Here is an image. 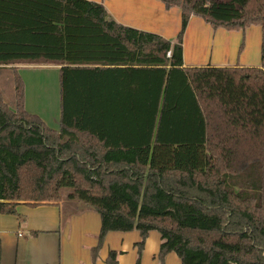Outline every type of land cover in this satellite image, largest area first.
Wrapping results in <instances>:
<instances>
[{
    "label": "trees",
    "instance_id": "trees-1",
    "mask_svg": "<svg viewBox=\"0 0 264 264\" xmlns=\"http://www.w3.org/2000/svg\"><path fill=\"white\" fill-rule=\"evenodd\" d=\"M174 41L88 0H0V67L60 66V130L0 91V213L67 199L111 231H151L182 264H264V0H158ZM192 15L263 29L260 67H184ZM171 52V57H167ZM115 258V253L111 259Z\"/></svg>",
    "mask_w": 264,
    "mask_h": 264
},
{
    "label": "crops",
    "instance_id": "crops-1",
    "mask_svg": "<svg viewBox=\"0 0 264 264\" xmlns=\"http://www.w3.org/2000/svg\"><path fill=\"white\" fill-rule=\"evenodd\" d=\"M88 1L103 4L123 25L167 40L174 41L181 29V9L167 8L158 0ZM262 42L261 26L215 29L192 15L183 38L184 67H260ZM15 68L20 73L26 67L0 70H10L14 78ZM40 118L52 130H60V108L57 114L45 108ZM17 211L23 220L0 213V264H182L175 252L161 256L157 231H151L143 244L137 230L111 231L101 240L100 214L74 200L35 208L21 204Z\"/></svg>",
    "mask_w": 264,
    "mask_h": 264
},
{
    "label": "rangeland",
    "instance_id": "rangeland-1",
    "mask_svg": "<svg viewBox=\"0 0 264 264\" xmlns=\"http://www.w3.org/2000/svg\"><path fill=\"white\" fill-rule=\"evenodd\" d=\"M179 8L180 7H172ZM26 67L18 75L24 83L25 109L30 115L37 117L45 113V108L54 114L60 108V70L57 65H11ZM31 67V68H27ZM16 70V68H15ZM10 70H0V89L7 105L15 108L16 95L14 78ZM68 191H63V198L67 199Z\"/></svg>",
    "mask_w": 264,
    "mask_h": 264
},
{
    "label": "built area",
    "instance_id": "built-area-1",
    "mask_svg": "<svg viewBox=\"0 0 264 264\" xmlns=\"http://www.w3.org/2000/svg\"><path fill=\"white\" fill-rule=\"evenodd\" d=\"M167 57H171V52H168Z\"/></svg>",
    "mask_w": 264,
    "mask_h": 264
}]
</instances>
